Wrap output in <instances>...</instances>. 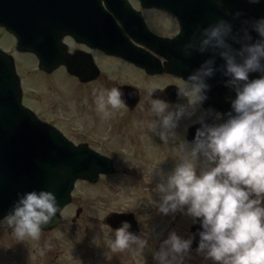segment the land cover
Wrapping results in <instances>:
<instances>
[{
	"label": "clouds",
	"instance_id": "clouds-1",
	"mask_svg": "<svg viewBox=\"0 0 264 264\" xmlns=\"http://www.w3.org/2000/svg\"><path fill=\"white\" fill-rule=\"evenodd\" d=\"M249 5L264 0H247ZM223 7V0H217ZM225 17L199 25L181 45L184 57L207 58L177 88L180 101L153 98L150 131L164 144L177 138L182 120L199 125L185 142L187 157L169 174L160 173L159 212H184L200 224L197 252L211 264H264V16L249 18L243 11L225 9ZM228 90L226 112L204 107L210 100L211 80L217 75ZM119 87L93 90L96 111L107 118L125 107ZM53 191L40 189L18 194L9 214L0 221L17 241L39 240L44 227L60 212ZM123 223L115 230L111 252L133 249L143 254L148 240ZM194 237L169 234L154 253L157 264H184ZM50 249V245L46 246ZM45 249H39L44 255Z\"/></svg>",
	"mask_w": 264,
	"mask_h": 264
},
{
	"label": "flooded vegetation",
	"instance_id": "flooded-vegetation-1",
	"mask_svg": "<svg viewBox=\"0 0 264 264\" xmlns=\"http://www.w3.org/2000/svg\"><path fill=\"white\" fill-rule=\"evenodd\" d=\"M93 1L100 4L96 9L98 12L95 13L90 4L84 8L89 15L79 17L83 24L76 20V35L59 37L51 28L55 24L54 20L50 24L47 22L51 18L44 20L39 40L42 53L45 50L48 54L44 55L43 63L34 53H19L15 36L3 28L0 31L11 37L7 45L15 52L9 54L13 55L16 67L19 65L17 72L22 82L23 105L45 125L44 130L50 132L45 140L51 148H63L60 142L63 140L74 147H82L110 159L116 167L118 162L126 164L128 159L121 154L123 149H133L134 144V147H144L147 143L160 140L158 135L150 131L153 119L159 118L153 117L150 109H147L150 105L148 90H153V98H157L156 94H168L170 99L163 96L160 99L169 101L175 99L177 88L184 84V79L178 73L167 71L174 63L161 54H182L180 49L183 41L199 25L206 26L220 17L230 19L224 16L225 9L233 12L240 10L247 14L252 8L247 0H223V7L218 6L217 0H122L123 5L114 9L105 0ZM241 4L245 5L242 9ZM118 19L121 21L119 24ZM179 37L180 42L174 47H166L169 44L158 41H172ZM112 42L121 46L117 49L119 52L106 50V44ZM0 49L7 50L2 45ZM25 54L31 55L38 66H24L22 57ZM206 58L201 55L198 57V54L190 58L179 55L175 57L180 65L187 62L188 66L193 63L200 65ZM127 67L141 78H133V73H129ZM60 74L75 81L67 94L60 93L52 83L53 78ZM218 77V80L211 81L222 83L219 74ZM112 87H119L123 92L125 107L103 118L96 111L93 90ZM225 96L222 98L228 104ZM204 107H208V102ZM187 124L188 121L182 120L178 127L183 148H187L185 142L193 140L196 129H192L199 127L193 125L186 128ZM21 155L20 152L18 156ZM28 155L29 158L22 161L31 164L40 159V164L48 163L47 156L43 159L31 158L32 155L39 156L38 152H30ZM124 174H128V171L124 170ZM112 176L115 174L102 175L99 182ZM68 208L61 213L62 222L53 229H43L39 240L27 238L26 241H17L10 227L0 225V250L9 255L8 264H79L77 258H65V255L79 253L78 236L72 235L71 231L79 226L83 208H73L74 216L67 218L65 213ZM69 220L71 223H68ZM139 228L143 237L144 230L140 224ZM63 230L69 237H62ZM47 245L51 246L50 249ZM39 249H45L44 255L39 254Z\"/></svg>",
	"mask_w": 264,
	"mask_h": 264
},
{
	"label": "rangeland",
	"instance_id": "rangeland-1",
	"mask_svg": "<svg viewBox=\"0 0 264 264\" xmlns=\"http://www.w3.org/2000/svg\"><path fill=\"white\" fill-rule=\"evenodd\" d=\"M10 41V35L0 31V46L5 47L7 53L13 54L15 52L7 45ZM28 55L22 57L24 66L37 67V62ZM127 71L133 73V78H141L131 68L127 67ZM39 77L42 79L40 74ZM52 83L63 94L69 93L70 88L75 85L74 80L63 74L55 76ZM46 98L50 100V97ZM147 109H150V105ZM176 131L177 138L168 144H164L160 139L147 143L144 147L139 144L134 147V144L133 149L126 147L127 149L120 151L128 159L126 164L118 162L115 176L105 177L97 184L85 181L76 183L73 201L68 206L65 216L67 218L74 216L73 208H83L79 226L71 231L72 235L78 236L79 253H67L65 258H77L79 264H157L154 253L160 250L170 233L174 231L185 239L190 237L189 230L193 225L191 217L180 211L169 215L160 213L158 208L160 196L154 191L161 182V172L171 173L177 163L188 158L187 148H183L184 145L181 143L179 128ZM124 170H127L128 174H124ZM112 213L136 215L144 230L142 238L148 240V247L143 254H137L134 248L111 252L115 233L105 224V219ZM61 233L62 237H69L64 230ZM8 256L0 250V264H8ZM184 264L211 262L206 261L198 252H194L185 256Z\"/></svg>",
	"mask_w": 264,
	"mask_h": 264
},
{
	"label": "water",
	"instance_id": "water-1",
	"mask_svg": "<svg viewBox=\"0 0 264 264\" xmlns=\"http://www.w3.org/2000/svg\"><path fill=\"white\" fill-rule=\"evenodd\" d=\"M55 1L57 0H46V2L45 0H0V25L16 34L19 40L18 48L21 51L32 50L25 48L26 34L18 33L13 29L17 27L25 32L27 21L31 18L29 15L40 14L39 5L46 3L48 6H52L56 5ZM59 1L65 2L66 0ZM57 6L64 8L66 5ZM241 6L245 7L242 4ZM254 7L255 17L264 16V4L255 5ZM15 17H17L19 23L14 21ZM176 42H170V45L175 46ZM166 56L169 57L167 54ZM194 69H182L180 73L186 71L189 74ZM0 84L1 89L5 88L0 90V217L9 214L12 205L18 199L19 193L40 189L50 190L56 194L61 212L63 208L71 203V193L77 180L96 182L100 174L114 173L110 161L106 159L100 160L98 156H95L94 158L99 163L91 164L89 161L93 158L92 153L85 149L73 148L67 144L64 145L63 150L57 152L59 154L57 157L58 161L53 166L42 167L22 162L14 163L18 158L16 153L24 149L22 148L25 143L24 138L29 134L28 131H25V128H32L30 133L33 138L39 134L38 131H41L43 125L37 121L33 114L23 108L20 82L15 73L13 61L9 56L1 52ZM10 103L13 104V107L10 106ZM214 104L219 105L217 102H214ZM227 109L219 108L223 112H226ZM15 177L20 180L15 185L18 189L13 186L16 183ZM10 181H12V185H8ZM60 212L44 228L50 229L56 226L61 221ZM134 219L132 214H113L107 219V223L116 230L127 222L130 224L129 231L137 235V226ZM199 230H201L199 223L191 228L194 237L191 251L198 248Z\"/></svg>",
	"mask_w": 264,
	"mask_h": 264
},
{
	"label": "bare ground",
	"instance_id": "bare-ground-1",
	"mask_svg": "<svg viewBox=\"0 0 264 264\" xmlns=\"http://www.w3.org/2000/svg\"><path fill=\"white\" fill-rule=\"evenodd\" d=\"M41 13H42V15L43 16H45L41 21L39 20L38 21V23L39 24H41V23H43V21L45 20V19H47V18H51V19H49V21L50 20H54L55 19V15L52 13V12H46V10H45V7H44V5L43 4H41ZM68 13V15L69 16H71L70 15V13L69 12H67ZM247 15L249 16H251V13H249V12H247ZM81 16V14H78L77 16H76V20H80L79 19V17ZM113 16H115V15H113ZM109 18V17H108ZM115 18H118V17H116L115 16ZM18 19H17V17H15L14 18V21L16 22V23H19L18 21H17ZM59 20L60 21H64V23H59V24H54L53 26H51V28H52V30H54V32H56V34L59 36V37H62V36H64V34H66L67 32V28H70L71 26H73V29L71 30V32H73V30L75 29V25H78V23L77 24H75V23H73V24H68L67 25V21H65L64 19H62V18H60L59 17ZM121 22V21H120ZM119 22V19H118V24L120 23ZM84 22H82V24H83ZM115 27H118V26H115ZM64 30H65V32H64ZM31 34H32V32H31ZM71 35V34H70ZM31 43V42H30ZM26 44H27V40H26ZM51 45H55V43H51ZM36 47L38 46V45H35ZM43 54L44 55H47L48 53H46L45 52V50H44V52H43ZM20 85V84H19ZM0 87H1V84H0ZM5 88H0V90H4ZM13 99H15V97H13ZM21 103L23 104V98L21 97ZM10 106H12L13 107V104L12 103H10ZM31 130H32V128L31 127H27V128H25V131H29V132H31ZM39 132V134H37L36 136H34L33 138H35V139H39L40 137H41V135H42V133H41V131H38ZM16 155H18L17 153H16ZM38 173V172H37ZM16 178V177H15ZM15 182L16 183H14V188H16L15 187V185L17 184V182L19 183L20 182V180H19V178H16V180H15ZM8 185H12V181H10L9 183H8ZM18 186V185H17ZM16 189H18V188H16Z\"/></svg>",
	"mask_w": 264,
	"mask_h": 264
}]
</instances>
